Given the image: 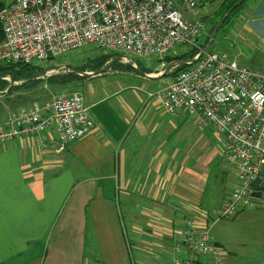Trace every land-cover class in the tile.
Segmentation results:
<instances>
[{"label": "crops", "instance_id": "crops-1", "mask_svg": "<svg viewBox=\"0 0 264 264\" xmlns=\"http://www.w3.org/2000/svg\"><path fill=\"white\" fill-rule=\"evenodd\" d=\"M233 21H264V0ZM173 79L146 83L144 99L92 101L96 127L77 141L61 145L51 128L0 144V264H159L166 252L172 263L180 214L205 223L204 195L212 174L225 177L216 160L227 147L220 137L214 146L215 125L164 108L157 92Z\"/></svg>", "mask_w": 264, "mask_h": 264}, {"label": "built area", "instance_id": "built-area-1", "mask_svg": "<svg viewBox=\"0 0 264 264\" xmlns=\"http://www.w3.org/2000/svg\"><path fill=\"white\" fill-rule=\"evenodd\" d=\"M222 1L13 0L0 10V62L45 63L90 45L163 60L181 46L198 48L196 60H188L157 95L168 112L185 110L224 135L225 157L236 178L217 215L232 218L254 205L257 189L251 183L264 169V71L240 62L236 52H208L200 46L206 34L202 18ZM172 63V68L179 65ZM95 127L83 94L61 93L9 113L0 124V144L52 128L65 145ZM180 216L183 228L172 245L171 264H224L208 225Z\"/></svg>", "mask_w": 264, "mask_h": 264}, {"label": "rangeland", "instance_id": "rangeland-1", "mask_svg": "<svg viewBox=\"0 0 264 264\" xmlns=\"http://www.w3.org/2000/svg\"><path fill=\"white\" fill-rule=\"evenodd\" d=\"M0 1L8 4L13 0ZM253 2L254 0H248L241 9L232 15L231 21L220 30L213 49L215 51L236 52L239 54L240 62L264 71V21H233L236 17L239 18L244 7L252 5ZM188 48H190L189 45L181 46L175 49L174 53L167 55L165 60H161L167 63L164 67H160L161 61L157 56L141 59L134 55L118 52L110 57L105 66L90 67L93 69L94 77L84 75L80 82L76 81L73 85L57 87L44 84L28 91L22 90L13 94L6 90L4 94H0V118L2 114L12 110V107L18 108L50 99L61 93L74 91H80L83 94L86 106L94 100H102L109 96L112 99L122 96L135 98L139 93V96L144 99L146 95L142 94L141 91L144 90V85L148 88L146 83L154 85L160 83L162 79H170L172 75L168 74L164 78L148 80L141 74L139 66L141 68L150 66L148 70L160 67L161 71H157V73L162 72L174 61H170V56H179L182 51ZM104 50L106 49L90 45L82 49L72 50L59 58L42 64L49 70V74L63 72L66 66L74 68L87 63L90 58L100 56L105 52H112L109 50L104 52ZM125 56H127L126 59ZM141 60H145L143 61L144 64ZM134 62L137 65H134ZM174 69L175 67L170 70V73ZM8 79L10 80L9 77ZM91 89H94L95 92L92 93ZM114 91H119L120 95H114ZM18 95H22L23 99H16ZM218 137L225 140L223 135L212 138L214 146L215 140L218 142L217 146L223 144V141H219ZM216 161L219 164L216 172L222 171L225 173V177L220 179L212 174L209 180L204 195L203 209L205 212L203 217L206 220L204 224L208 225L214 244H220L224 264H264V169L261 172V187L255 191L254 205L244 208L232 218H219L217 215L218 207L234 188L235 170L221 155H218ZM179 219L177 217V220ZM157 253L155 252V254ZM171 257L172 253L166 252L162 254L158 262L159 264H170Z\"/></svg>", "mask_w": 264, "mask_h": 264}, {"label": "trees", "instance_id": "trees-1", "mask_svg": "<svg viewBox=\"0 0 264 264\" xmlns=\"http://www.w3.org/2000/svg\"><path fill=\"white\" fill-rule=\"evenodd\" d=\"M238 0H224L222 1L217 7H214L209 10L207 14L203 16V22L207 28L206 34L203 36V38L199 41V44L202 48H206L208 52H214L215 49H213L214 45L216 44V41L218 39V34L222 28H225V25L231 21L232 15L241 9L244 4L248 1L245 0L241 5H239L228 17L227 19L220 25V28L218 30L217 36L212 44L209 45V42L212 37V33L218 24V22L223 18V16L231 9V7L237 2ZM5 4L0 1V10ZM226 36V35H225ZM4 39V29L2 22L0 20V42ZM190 47V46H189ZM180 48V47H179ZM105 52V51H104ZM220 52V51H216ZM221 52H229L227 50L221 51ZM117 52H110V53H102V55L90 58L87 63L70 68L71 70H77L79 72L84 71H93L90 67H103L107 64V62L110 60V57H112ZM199 53V49L196 47H190L185 51H182L179 56H170L171 60L179 61V65L175 66V69L170 73V75H175L180 70H183L187 67V61L193 60L194 57ZM167 56L165 57V59ZM136 63V62H135ZM139 66V65H138ZM145 72L150 73L151 71L148 70V68H141ZM172 69V68H171ZM45 70H48L45 66H43L42 63H25V62H7V61H1L0 62V94H4V91L7 90L8 93H19L22 90H31L34 89L40 85H51V86H69L73 85L76 81L80 82L84 76L78 74V73H68L65 72H55L52 73L49 76H46L44 78H39L36 80H33L29 83H24L21 85H11V81L7 77H11L15 82H23L31 77H34ZM167 74V75H168ZM16 91V92H14ZM6 92V93H7ZM22 94V93H21ZM16 99L21 100L23 99L22 95H18ZM26 106V105H24ZM22 107V106H21ZM19 108V107H18ZM17 108V109H18ZM3 118H0V124L4 122Z\"/></svg>", "mask_w": 264, "mask_h": 264}, {"label": "water", "instance_id": "water-1", "mask_svg": "<svg viewBox=\"0 0 264 264\" xmlns=\"http://www.w3.org/2000/svg\"><path fill=\"white\" fill-rule=\"evenodd\" d=\"M245 0H238L232 7H231V9L223 16V18L218 22V24L216 25V27H215V29H214V31H213V33H212V37H211V40H210V42H209V45L210 44H212L213 42H214V40H215V38H216V36H217V33H218V30H219V28H220V25L227 19V17L239 6V5H241L243 2H244ZM202 55V54H201ZM194 60H196L195 58H194ZM177 63H180L179 61H177ZM172 66H173V63H170L169 64V66L166 68V70L163 72V73H161V74H159V75H157V76H154V75H150V74H147L145 71H143L142 69H140L139 68V70H140V72H141V74L143 75V76H146V77H150V78H156V77H160V76H165V75H167L169 72H170V70H171V68H172ZM48 71L49 70H45L44 72H42V73H40V74H38V75H36V76H34V77H31L30 79H28V80H26V81H23V82H15L11 77H9L10 78V81H11V85H21V84H24V83H29V82H31V81H33V80H36V79H39V78H44V77H46V76H49V75H51V74H49L48 73ZM65 72H70V73H78V74H80V75H82V76H89V75H91V74H93L92 72H88V71H84V72H79V71H77V70H71V69H69V67L68 66H66V69H65ZM261 183H262V179H261V177L259 176V177H257L256 179H254L253 181H252V183H251V186L253 187V188H255V189H259L260 187H261ZM215 246H220V244L219 243H217V244H215Z\"/></svg>", "mask_w": 264, "mask_h": 264}]
</instances>
